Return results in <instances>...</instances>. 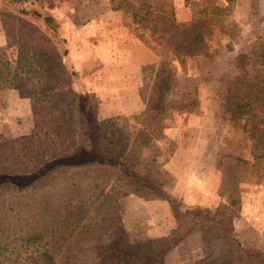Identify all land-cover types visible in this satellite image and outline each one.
Wrapping results in <instances>:
<instances>
[{
  "label": "trees",
  "instance_id": "1",
  "mask_svg": "<svg viewBox=\"0 0 264 264\" xmlns=\"http://www.w3.org/2000/svg\"><path fill=\"white\" fill-rule=\"evenodd\" d=\"M234 1L190 0L189 18L178 20L174 0H108L110 10L123 12L132 43L142 42L158 56L140 68L144 109L133 118L143 125L133 134L76 90L82 74L69 62L62 21L46 8L50 0H0V21L15 47L11 58L0 45V87L29 96L33 116L28 134L0 140V264H162L165 252L192 232L212 254L204 264H264V251L237 237L223 202L185 204L167 194L137 157L162 137L159 120L170 108L165 101L179 73L193 58L209 55L201 30L225 29ZM258 1L251 0L250 13ZM197 25L185 42L178 40ZM234 68L216 76L214 94L220 117L250 142L251 156L241 161L245 179L260 184L264 23L249 50L236 55ZM182 107L197 113L198 101L173 109ZM128 194L169 201L176 225L166 237L151 239V247L126 229L120 200Z\"/></svg>",
  "mask_w": 264,
  "mask_h": 264
},
{
  "label": "rangeland",
  "instance_id": "2",
  "mask_svg": "<svg viewBox=\"0 0 264 264\" xmlns=\"http://www.w3.org/2000/svg\"><path fill=\"white\" fill-rule=\"evenodd\" d=\"M188 1L176 0L175 3L184 6ZM76 2L78 0H50L46 4L47 10L62 21L60 33L67 38L69 62L82 74L75 88L83 89L91 104L101 113L112 112L113 108L118 107L128 109L133 104L131 95L142 82L138 68L142 58L141 49L130 44L133 37L122 27L123 12L110 10L108 0H81L75 5ZM234 2V11L227 18L225 29L205 27L201 30L209 45V55L193 58L188 71L179 73L176 89L165 101L170 103V108L159 120V125L161 123L163 126L159 127L172 133V116L175 115L174 121L182 128L190 117L191 112L187 107L173 109L180 103L192 105L198 101V106L204 104V112L205 109L208 112L214 109L217 117L215 125L208 131L209 140L205 148L213 143L215 150L216 146L221 150L220 155L217 157L213 148L212 151L211 148L206 149L208 151L204 158L207 166L202 167L206 174L201 175L200 179L198 175L193 177L191 172L197 169L195 164H187L195 161L193 158L177 161L186 162L185 166H165L177 147L171 134L162 135L149 146L140 148L137 157L145 172L161 180L167 194L182 196V202L206 201L212 205L223 202L241 242L264 251V183L255 184L245 179L246 166H241V161L251 156L250 142L240 129L220 117L214 94L216 76L235 70L236 55L249 50L258 26L264 23V0L258 1L256 13L249 12L251 0ZM200 26L193 27L178 40L185 42ZM0 45L4 47L6 55L14 57L15 47L1 21ZM111 116L117 117L115 123L118 126L126 124L133 134L142 130L143 123L133 115L115 113ZM193 122H197V119ZM32 126L31 98L16 88L0 87V140L26 135ZM182 130V137H186L184 128ZM192 138L194 140L190 139L186 145H191L190 155L194 156L201 151V141L199 136ZM225 142H228L226 145L231 147V151H227V146L224 149L219 147ZM184 155L189 156L187 152ZM191 177L193 183L189 181ZM120 203L127 231L132 238L148 242L149 247L153 245L149 243L151 239L166 237L176 225L169 201L161 197L145 199L128 194ZM211 255L206 253L198 233L192 232L165 252L162 264H204Z\"/></svg>",
  "mask_w": 264,
  "mask_h": 264
},
{
  "label": "crops",
  "instance_id": "3",
  "mask_svg": "<svg viewBox=\"0 0 264 264\" xmlns=\"http://www.w3.org/2000/svg\"><path fill=\"white\" fill-rule=\"evenodd\" d=\"M176 2V0H174ZM189 4H190V0L188 1V3H185L184 6H181L180 4H176V18L178 20H186L189 18ZM183 7V8H181ZM131 41V40H130ZM129 41V42H130ZM130 44H132V46H136V47H140L141 51L140 53L141 54V60L140 62H138V68H141V65L143 64H146V63H151V62H154L158 59V56L156 55V53L151 50L148 46H146L144 43L142 42H139V41H136V42H133L132 41L130 42ZM138 49V48H137ZM143 49V50H142ZM139 73H141V69L139 70ZM185 77H188V76H185ZM190 77V75H189ZM140 86V85H139ZM136 87L135 91L133 92V94L131 95V102H133V104H131L128 109H123L122 107H118L116 109H112V112H108V113H103V115H113V114H128V115H134V114H138L140 113L143 109H144V104L139 96V93H138V89L139 88ZM204 104L202 103V105L199 104L198 106V112L197 113H190V117H189V120L187 121V125L183 126L184 130H185V135L186 137H182L184 136L183 133H182V127H181V124H179L176 120L174 121V118H175V115L172 116V121H173V129L171 130V132H169V129H166L164 128L163 130V135H168V134H171L177 147L175 148V150L173 151L171 157L168 159L167 163L165 164V166H170V165H184L185 166V163L186 162H177L179 160H183V159H186L189 160L191 158H193L195 161L191 162V163H187L188 165H194L197 167V169L193 171H191L194 175L193 177L197 176L198 175V178L200 179V176L201 175H204L206 174L203 170H202V167L207 166V163H205V154L206 152V149H210L211 148V151H212V148L214 147L213 143L209 144L206 148V143L208 142L209 140V136H208V131L209 129L213 128V126L215 125V122L216 121V112L214 111V109H211V112H208L206 111L205 109V112H204ZM122 109V110H121ZM193 114V115H192ZM199 116V118L197 117ZM194 119H197V122H193ZM210 124H212V127L210 126ZM168 128V127H167ZM192 136L195 138L196 136H199L200 138V141H201V144H200V147H201V151H198L197 153H195L194 156H191L190 152H192V148H190L191 145H186L188 144V141H191V140H194L192 138ZM188 138V140H187ZM191 139V140H190ZM187 141V142H186ZM228 143V142H227ZM226 142L221 144L219 147L223 148L225 146H227ZM229 145V144H228ZM217 149L215 150L214 149V152L215 155L218 157L221 153V150L218 148V146H216ZM227 151H231V147L230 146H227ZM187 152L188 153V157L184 155V153ZM198 158H197V156ZM187 166V165H186ZM177 173V171H176ZM189 178V181H191L193 183V180L192 178ZM201 180H203L201 178ZM201 180H199V182H201ZM182 197V196H181ZM184 202V201H183ZM187 205H193V204H201V205H208L210 204L209 202H193V203H185Z\"/></svg>",
  "mask_w": 264,
  "mask_h": 264
}]
</instances>
